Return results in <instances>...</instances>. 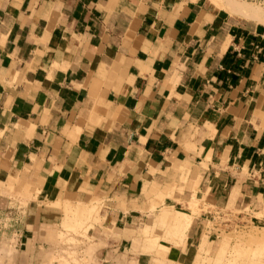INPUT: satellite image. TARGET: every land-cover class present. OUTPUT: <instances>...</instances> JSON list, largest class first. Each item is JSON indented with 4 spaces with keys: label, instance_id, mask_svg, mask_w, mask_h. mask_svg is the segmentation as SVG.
Returning <instances> with one entry per match:
<instances>
[{
    "label": "crops",
    "instance_id": "crops-1",
    "mask_svg": "<svg viewBox=\"0 0 264 264\" xmlns=\"http://www.w3.org/2000/svg\"><path fill=\"white\" fill-rule=\"evenodd\" d=\"M187 185L202 220L264 198V25L209 0H0V241L14 239V264L41 262L62 201H102L96 257L138 260L132 239Z\"/></svg>",
    "mask_w": 264,
    "mask_h": 264
},
{
    "label": "rangeland",
    "instance_id": "rangeland-1",
    "mask_svg": "<svg viewBox=\"0 0 264 264\" xmlns=\"http://www.w3.org/2000/svg\"><path fill=\"white\" fill-rule=\"evenodd\" d=\"M243 3L264 9V0ZM186 180L181 178L178 191ZM187 186L190 198L173 200L175 209L162 205L153 225L132 239L131 249L143 253L138 260L122 255L110 261L96 257V246L106 245L97 239L104 236L102 201L55 202L61 206L60 218L49 226L50 236L39 247V264H264V198L251 207L228 205L214 211L210 220H202L206 207L196 198L194 186ZM198 222L204 225L194 235ZM13 245L12 238L0 241V264H14L17 252Z\"/></svg>",
    "mask_w": 264,
    "mask_h": 264
},
{
    "label": "bare ground",
    "instance_id": "bare-ground-1",
    "mask_svg": "<svg viewBox=\"0 0 264 264\" xmlns=\"http://www.w3.org/2000/svg\"><path fill=\"white\" fill-rule=\"evenodd\" d=\"M214 1L216 2V0H214ZM214 1L212 0V2H214ZM243 1H240V0H218L219 4L216 3L218 6L215 4V2L213 4H215L216 7H218V8L219 7L224 8L225 9V11L223 9L224 13L226 12V14L229 16H232V17H235V18L241 19V20L260 23V24L264 25V9L259 8L258 6L243 3ZM232 22H234V21H232Z\"/></svg>",
    "mask_w": 264,
    "mask_h": 264
}]
</instances>
